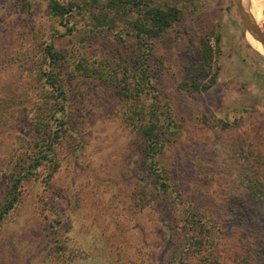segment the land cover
<instances>
[{
  "label": "rangeland",
  "instance_id": "rangeland-1",
  "mask_svg": "<svg viewBox=\"0 0 264 264\" xmlns=\"http://www.w3.org/2000/svg\"><path fill=\"white\" fill-rule=\"evenodd\" d=\"M108 1L81 0L63 18L47 0H0V213L12 203V182L26 167L46 97L62 100L43 83L55 57L68 113L66 122L54 123L65 126L52 162L22 183L14 207L0 218V264H177L183 258L190 264L195 259L182 254L187 231L178 228L189 210L202 208L231 232L230 243L252 234L247 216L239 219L255 204L244 197L250 147L246 155L238 148L251 143L264 157V49L250 42L237 1L145 0L181 12L153 39L163 61L158 90L167 94L178 129L163 155L185 190L178 204L170 191L162 200L152 171L144 170L139 138L123 120L112 69L134 61L141 46L131 34L135 17L120 15ZM243 5L264 35V0ZM208 36L214 56L207 79L220 71L216 85L198 92L185 81L205 74L199 60ZM83 67L105 74L97 78ZM257 220L264 226V218Z\"/></svg>",
  "mask_w": 264,
  "mask_h": 264
},
{
  "label": "trees",
  "instance_id": "trees-1",
  "mask_svg": "<svg viewBox=\"0 0 264 264\" xmlns=\"http://www.w3.org/2000/svg\"><path fill=\"white\" fill-rule=\"evenodd\" d=\"M80 1L47 0L51 13L63 18L73 14L75 9L81 7ZM108 5L116 9L120 15L128 16L130 14V16L135 17L131 26V34L135 36L141 46L135 52L134 61L124 62V65L119 64L120 69H125L123 76L117 75L120 69L118 71L112 69V72L115 71L112 80H116L114 86L117 89L121 106H123L121 109L123 120L139 138L144 170L150 169L152 171L156 188H159L163 193L162 200L169 198L170 191L176 197L174 203L178 204V200H180L181 195L185 194V190L176 184L177 181L172 178L171 173L167 171L163 163V155L174 140V136L177 135L178 129L167 94H162L160 89L158 90L163 61H160L156 54L153 39L171 28L180 19L181 12L175 6L164 9L153 6L145 0H109ZM210 38L208 36L203 39L202 58L199 60L200 73L205 74L202 78H198V76L192 79L188 78L185 81L186 88L191 87L198 92L208 91L218 81L219 67L213 72L212 77L207 79V75L212 72L214 56L210 46ZM216 39L219 43L220 36L218 35ZM140 49L142 52L139 51ZM57 60L60 59L55 57L52 60L54 62L52 68L43 71V83L49 90L59 91L62 94V100L54 102L50 97H46V103H43V105L45 104L43 111L35 124L37 134L34 141L30 143L32 146L30 157L27 159L26 167L15 174L12 182V191L14 192L12 203L9 204L10 207L7 206L5 211H1L0 218H3L14 207L13 204H15L22 183L29 176H32L33 172L44 167L46 162H52V152L56 148L55 143L61 138L58 134L65 126H62V123L66 122L65 118L68 120L66 89L60 82L61 73L55 71ZM82 69L90 71V74L97 78L99 77L97 74L100 76L105 74V71L98 70V67L94 69H84L83 67ZM189 81L191 82L189 83ZM56 121H62L61 128L55 126ZM240 145L236 144V146ZM247 147H250L249 153L246 151ZM238 149L242 154H250L246 158L247 163L244 166L245 192H242L246 194L244 197H252L255 204L246 206L247 211L242 212L244 215L239 214V219L247 216L245 220L248 221L252 234L239 237L241 238L239 241L236 239L230 243L227 239H231V232L224 233L217 222L211 220L208 214L201 211L203 208L200 211L189 210L191 215L187 219H180L185 223L178 229L187 231L184 235L188 242L185 243V251L182 254L183 257L187 254L190 258L195 259V261L191 260L190 264H264V248L262 247L264 244V226L257 220L259 217L264 218V169L261 168L264 157L257 148L256 152L255 150L252 152L251 143L242 142V147L240 146ZM251 154L253 160H251ZM52 165L55 166L54 163ZM54 168L56 170V166ZM176 187L179 193H176ZM238 195L240 196L239 193ZM242 207L240 206L239 209ZM233 228L237 229L236 227ZM177 264H187V259L183 258Z\"/></svg>",
  "mask_w": 264,
  "mask_h": 264
},
{
  "label": "water",
  "instance_id": "water-1",
  "mask_svg": "<svg viewBox=\"0 0 264 264\" xmlns=\"http://www.w3.org/2000/svg\"><path fill=\"white\" fill-rule=\"evenodd\" d=\"M236 1L247 31L250 33V35H252L255 40L259 41L262 44V47L264 49V35L260 27L258 26L256 21H254V19L250 16L249 12L245 9L243 5V0Z\"/></svg>",
  "mask_w": 264,
  "mask_h": 264
},
{
  "label": "crops",
  "instance_id": "crops-1",
  "mask_svg": "<svg viewBox=\"0 0 264 264\" xmlns=\"http://www.w3.org/2000/svg\"><path fill=\"white\" fill-rule=\"evenodd\" d=\"M249 37V36H248ZM252 39L254 40V41H252L251 39H250V37H249V40H250V42L253 44V45H256V44H258V41L257 40H255L253 37H252ZM260 49V48H259ZM261 50V49H260Z\"/></svg>",
  "mask_w": 264,
  "mask_h": 264
},
{
  "label": "bare ground",
  "instance_id": "bare-ground-1",
  "mask_svg": "<svg viewBox=\"0 0 264 264\" xmlns=\"http://www.w3.org/2000/svg\"><path fill=\"white\" fill-rule=\"evenodd\" d=\"M249 37H250V39H251L252 41H254V40L252 39V35L249 34ZM258 46H259V45H258ZM255 47H256V46H255Z\"/></svg>",
  "mask_w": 264,
  "mask_h": 264
}]
</instances>
